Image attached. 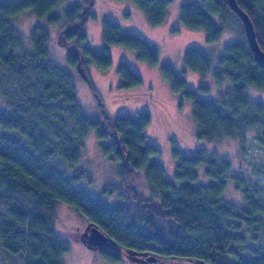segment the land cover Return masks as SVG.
Here are the masks:
<instances>
[{
    "label": "trees",
    "instance_id": "trees-1",
    "mask_svg": "<svg viewBox=\"0 0 264 264\" xmlns=\"http://www.w3.org/2000/svg\"><path fill=\"white\" fill-rule=\"evenodd\" d=\"M64 1L0 0V97L4 99L0 103L4 129L0 134V264H62L69 246L54 224L59 199L126 251L154 253L163 262L189 257L204 264H264V177L255 173L264 169V102H252L247 88H264V66L254 59L243 24L228 0L184 1L178 13L185 28L202 29L209 43L224 33L233 37L224 44L214 67L209 50L188 48L184 53L186 69L202 78L212 73L217 92L210 99L201 96L210 92V85L200 84L198 90L187 87L170 64H160L155 45L111 19L102 20L103 50L95 51L83 29L87 14L92 15L89 3L62 10L66 26L59 40L68 64L82 74L84 82L93 88L83 57L104 69L112 64L110 46L134 50L138 60L159 65L171 88L192 102L198 137L207 143L240 142V162L247 161L253 175L234 174L227 158L204 146L191 155L173 147L175 182L165 177L160 148L147 141L148 113L118 114L111 120L103 111L101 119L90 118L72 75L49 61L50 33L36 25L29 32L32 48L24 47L15 18L30 10L57 24L61 18L57 10ZM133 1L153 26L164 22L172 0ZM235 2L250 17L264 52V0ZM115 71L124 91L142 83L126 61L118 63ZM127 97H115L113 102L125 104ZM90 131L101 141L103 155L116 163L115 176L122 179L118 184H103L96 197L88 191L92 180L86 170L74 169ZM251 144L258 151L247 160ZM203 165L209 182L202 185L197 184V169ZM139 169L144 170L147 191L139 188ZM230 176L243 195L242 206L224 199ZM100 253L107 263L121 261V254L112 248H102Z\"/></svg>",
    "mask_w": 264,
    "mask_h": 264
},
{
    "label": "rangeland",
    "instance_id": "rangeland-1",
    "mask_svg": "<svg viewBox=\"0 0 264 264\" xmlns=\"http://www.w3.org/2000/svg\"><path fill=\"white\" fill-rule=\"evenodd\" d=\"M184 1L195 0H172L168 5L164 22L153 26L147 22L144 13L133 0H65L57 10L61 14L60 22L57 24H51L45 18H38L30 10L17 16L13 24L22 35L24 47H28V50L32 48L29 32L36 25H40L50 33L47 41L50 54L49 61L72 75L81 106H83L84 113L90 118L101 119L103 111L111 120H114L118 114L135 115L136 111L148 113L151 120L145 131L147 141L160 148L159 161L165 168V177L169 180L176 181L174 177L175 157L172 155L173 147L191 155L195 148L204 146L207 150H214L219 157L227 158L232 164L231 171L234 174L237 171L244 177L253 176L250 175L251 170L246 165L248 164L247 161L240 162V158H242L240 142L234 139L207 143L198 137L199 128L193 118L192 102L184 97L180 91L171 88L169 81L163 77L159 65L151 66L146 61L138 60L134 50L124 46L112 45L109 48L112 64L108 68L99 69L92 62L87 61L85 57L82 58V66L86 68V73L91 84H93V90L89 84L84 82L82 74H79L78 70L69 65L66 60V49L59 40L61 30L66 26L62 10L78 3H89L88 12H91L92 15L87 14L83 29L88 34L89 46L91 45L95 51L103 50L102 20L111 19L124 31L134 32L140 38L155 45L158 49L160 64H170L175 70L176 76L186 80L187 87L198 90L200 84L210 85V92H201V96L209 99L214 98L217 89L212 84V73L202 78L200 73L186 69L183 56L188 48H204L209 50L210 55H212V67H214L219 54L224 50V44L232 40L233 37L228 38L227 33H224L218 41L209 43L206 41L202 29L185 28L180 21V16H178L180 3ZM27 44L28 46H26ZM123 61L129 64L132 72L135 71L140 76L142 82L126 91H124L126 88L123 89L120 86L119 77L115 71L118 63ZM247 88L248 96L252 102H264V88L254 86ZM119 96L123 98L128 96L125 99V104L113 102L114 98ZM0 103L4 104V99L1 97ZM3 132L4 129L0 125V134ZM100 143L101 141L96 137L95 132L90 131L84 141L79 162L74 168L75 170H86L87 176L92 180V183L88 185V191L94 197L100 192L103 184L110 181L118 184L122 181L115 176L116 163L103 155ZM256 150L254 144L247 147V152L250 154L247 160H251L249 157L252 158L256 155L258 151ZM243 160H246V157ZM204 169L205 165L197 169V184L203 185L209 182ZM255 173L264 177V169L262 171L256 169ZM136 178H138L139 188L147 191L143 169L136 171ZM131 183H134V179L131 180ZM225 185L223 194L225 201L228 200L236 206H242L244 204L243 195L235 187L231 176L226 179ZM262 185L264 186V184ZM116 199L113 196L114 202H117ZM135 199H132V203L137 201ZM138 202L141 203L142 201ZM56 203L54 224L59 235L68 242L69 246L67 252L62 255V264H204L198 259L189 257H172V259L164 262L163 259L147 262L146 257L153 256L154 253L126 251V249L119 248L114 244L111 238L105 246L99 248L89 245L85 242L83 233L88 232L90 227L95 224L87 221L84 214L79 213L61 199ZM152 205L157 207L158 203L153 202ZM102 248H112L118 251L121 254V261L107 263L100 253Z\"/></svg>",
    "mask_w": 264,
    "mask_h": 264
},
{
    "label": "water",
    "instance_id": "water-1",
    "mask_svg": "<svg viewBox=\"0 0 264 264\" xmlns=\"http://www.w3.org/2000/svg\"><path fill=\"white\" fill-rule=\"evenodd\" d=\"M228 2L230 3L234 13H236L240 18L241 24H243L244 34H246L248 44L253 51L254 59L261 66H264V52L260 49L259 44H257L256 34L254 32L253 23H251L250 17L240 8L235 0H228ZM83 234L87 244L98 248L105 246L109 240L108 234L96 225L91 226L88 232H84ZM146 260L148 262H153L156 260V257L154 255H150L146 257Z\"/></svg>",
    "mask_w": 264,
    "mask_h": 264
}]
</instances>
